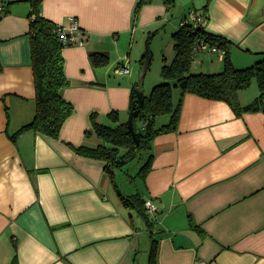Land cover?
<instances>
[{
  "label": "crops",
  "instance_id": "1",
  "mask_svg": "<svg viewBox=\"0 0 264 264\" xmlns=\"http://www.w3.org/2000/svg\"><path fill=\"white\" fill-rule=\"evenodd\" d=\"M137 1L42 0L45 18L67 25L73 16L86 35L62 51L69 84L61 95L73 111L52 138L18 131L37 109L31 5L0 0V264H149L152 243L157 264H264V111L237 113L222 99L182 95L176 128L153 137L136 188L154 206L144 204L147 217L123 203L118 169L111 177L103 160L77 150L102 143L93 122L115 126L110 114L126 122L137 80L128 66L122 80L106 69L125 64L127 46L168 20L170 7L153 0L133 25ZM194 9L207 32L231 41L235 66L264 51V0H202ZM201 51L191 71H220L219 52ZM93 52L111 65H93ZM254 96L241 90L239 103Z\"/></svg>",
  "mask_w": 264,
  "mask_h": 264
},
{
  "label": "trees",
  "instance_id": "2",
  "mask_svg": "<svg viewBox=\"0 0 264 264\" xmlns=\"http://www.w3.org/2000/svg\"><path fill=\"white\" fill-rule=\"evenodd\" d=\"M29 1L31 5L29 14L31 65L37 109L32 121L18 131L30 129L57 138L63 122L73 111L72 104L61 95V90L69 84L64 72L62 54L66 45L60 39L61 25L42 15L40 11L42 0ZM152 1H137L133 14V25L141 7ZM164 2L171 7L175 0H164ZM196 11L199 10L196 9ZM32 15H35L33 20ZM172 38L175 55L169 63L164 58L161 68V75L166 82L153 86L150 94L145 95L142 105L137 100L134 88L131 93L130 110L133 109L134 104L135 109L139 110L134 120L136 124L134 135L128 129L127 121L119 122L116 114H110V118L117 122L115 126L93 122V132L102 140V143L94 148L84 145L77 148L78 152L87 157L103 160L105 170L111 177L115 169H122L128 161L135 158L142 159L143 155L146 159L142 168L146 169L151 155L149 154L151 140L162 131L176 128L182 95L187 92L206 98L225 100L237 113L264 111V51L258 52L253 64L236 67L229 54L231 41L223 36L207 32L202 23L186 21V17H182L180 27L173 32ZM202 46L211 51H223V66L220 71L195 73L191 71L194 57L198 51L204 49ZM144 59L145 54L140 60L141 66ZM91 60L97 67L104 66L108 63V56L105 53L93 52ZM253 79L257 81L259 93L252 101L241 105L238 99L239 92L248 88ZM174 88L180 89L177 103L172 102ZM162 115H169V122L157 127L156 118ZM138 120L142 122L141 127L137 125ZM115 185L117 187V184ZM120 196L127 207L135 208L147 217L144 208L145 200L138 193L131 195L120 193ZM148 263L157 264L154 243L151 245Z\"/></svg>",
  "mask_w": 264,
  "mask_h": 264
},
{
  "label": "rangeland",
  "instance_id": "3",
  "mask_svg": "<svg viewBox=\"0 0 264 264\" xmlns=\"http://www.w3.org/2000/svg\"><path fill=\"white\" fill-rule=\"evenodd\" d=\"M202 0H175V3L173 6L168 8L167 12V18L168 20L166 22H163L159 24L158 26H153L151 29L142 36H138V44H134V47L130 49L128 46V52H130L129 56H127L125 52V64L126 66L131 68V74L133 75L134 79L137 80L139 71H140V60L142 59V56L145 54V51L148 47L150 52V64L149 68L145 74L144 77V83H143V89L145 95H149L153 86L165 83L166 79H164L161 75V68L164 63V57L171 56L173 52V38H172V23L178 24L179 20L182 17H186L187 19L190 18V11H194V8H199L201 5ZM138 18V17H137ZM137 24V19L135 22V26ZM201 51V50H200ZM198 51V56L195 57V61L197 59H200L202 57V51L200 53ZM205 51L204 53H206ZM208 51L207 53H209ZM138 54V55H137ZM129 58V59H128ZM130 60V61H129ZM122 63V61H119ZM251 65L253 62H248ZM111 65V61L109 60L105 67ZM118 66V63L116 64ZM236 67H243V66H236ZM113 70V72H112ZM117 67L111 68L109 66L106 71L107 73L111 74V76L115 77L116 79L122 80V78H117L119 76H122L116 72ZM125 75H123L124 77ZM248 94L255 95L253 98H255L259 93V88L257 85V81L255 79L252 80L250 86L245 89ZM252 92V93H251ZM253 92L255 94H253ZM180 95V89L177 88L173 90L172 93V102L175 103L177 98ZM251 97V96H250ZM251 98V100L253 99ZM129 117V114L124 117V121H127ZM169 116L168 115H162L159 116L156 123L157 125H161L163 123H166L168 121ZM119 119V116H118ZM120 121V120H119ZM142 122L137 121V125L141 127ZM146 157L143 155L142 159H132L128 161V163L122 168L116 170L115 173V181L122 190L124 195H131L132 193H136L137 186L141 185V174L143 173V164L145 162ZM138 216V215H137ZM139 217V216H138Z\"/></svg>",
  "mask_w": 264,
  "mask_h": 264
},
{
  "label": "built area",
  "instance_id": "4",
  "mask_svg": "<svg viewBox=\"0 0 264 264\" xmlns=\"http://www.w3.org/2000/svg\"><path fill=\"white\" fill-rule=\"evenodd\" d=\"M4 15L3 8L0 6V17ZM190 15L193 22L200 24L203 22V15L199 11H190ZM35 15L31 16V19L33 20ZM186 21H191L190 19L186 18ZM184 23V22H183ZM60 32V39L63 42L64 45H73V44H84L86 40L85 33L81 30L79 27L78 20L71 16L69 18V21L67 25H61V28L59 29ZM202 48L205 49V46H202ZM202 50V49H201ZM219 56L223 57V51H219ZM116 72L120 75L126 74L129 72V68L122 62H120L117 66ZM145 206L147 208L154 209V206L151 204V201H146Z\"/></svg>",
  "mask_w": 264,
  "mask_h": 264
},
{
  "label": "water",
  "instance_id": "5",
  "mask_svg": "<svg viewBox=\"0 0 264 264\" xmlns=\"http://www.w3.org/2000/svg\"><path fill=\"white\" fill-rule=\"evenodd\" d=\"M150 52H149V49L147 47L146 51H145V59H144V63L143 65L141 66L140 68V71H139V74H138V77H137V81H136V84H135V87H134V90H135V93H136V96H137V100L139 101L140 105L143 104L144 102V98H145V93H144V89H143V83H144V77H145V74L149 68V64H150ZM139 113V110L138 109H135V104L133 105V109L130 110L129 112V117H128V120H127V126H128V129L129 131H131L134 135V129H135V118L136 116L138 115Z\"/></svg>",
  "mask_w": 264,
  "mask_h": 264
}]
</instances>
